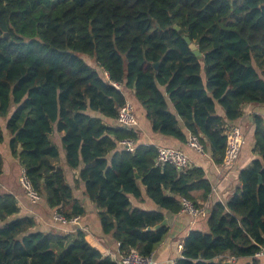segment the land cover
<instances>
[{"label": "trees", "instance_id": "1", "mask_svg": "<svg viewBox=\"0 0 264 264\" xmlns=\"http://www.w3.org/2000/svg\"><path fill=\"white\" fill-rule=\"evenodd\" d=\"M127 96L153 132L183 144L196 135L222 165L227 126L244 105H264V0H0V143L7 132L12 156L50 209L82 216L56 166L61 134L67 164L83 165L85 195L120 257L132 249L151 257L169 226L163 212L134 208L141 186L172 214L182 198L203 209L212 186L200 167L156 166V147L120 149L123 139L137 141L134 129L117 125ZM254 125L260 158L241 171L237 193L213 206L206 229L190 231L176 264H229L228 256L263 264L264 120L254 116ZM3 167L0 155V177ZM19 213L0 187V264H118L84 231L42 232Z\"/></svg>", "mask_w": 264, "mask_h": 264}, {"label": "crops", "instance_id": "2", "mask_svg": "<svg viewBox=\"0 0 264 264\" xmlns=\"http://www.w3.org/2000/svg\"><path fill=\"white\" fill-rule=\"evenodd\" d=\"M134 102V98H129ZM172 111H174L171 105ZM217 114L225 117V112L220 105H217ZM254 116H260L264 120V105H244L242 109V117L237 122L242 126L244 133V146L237 163L228 170H222L221 165H217L209 151L200 154L190 149L187 144H183L178 140L163 136L153 132L150 121L146 118V113L142 109L138 111V126L134 129L137 135V147H161L177 148L184 151L191 160L192 167H200L203 169L207 180L212 186V193L198 217L193 218L190 215L178 213L172 214L164 210H160L146 195V190L141 186L143 196L135 199L131 198V202L135 209L147 211H161L165 214L166 222L169 226V233L164 242L156 249L152 255L156 264H176L182 258L185 239L192 230L206 229L208 223V214L214 205L218 203L226 204L240 188V173L249 168L253 161L260 158L255 152L256 146V129L254 125ZM105 124L116 126V121L109 119L103 120ZM118 125V124H117ZM188 136H191L188 134ZM10 136L5 133L4 143H0V155L4 160L3 174L0 177V187L2 190L13 194L20 208V217L31 216L36 220V229L42 232H50L58 230L64 233H70L77 229L82 230L87 235L88 242L103 252L104 256L111 257L115 261L120 260L119 243L112 235H106L103 232L101 220L99 217L100 210L85 195V183L80 181L79 175L83 168L72 169L68 166L65 152L62 145V135L55 133L54 142L59 147L60 159L56 163L57 167H61L66 175V179L73 190L74 203L80 205L85 214L81 216L78 225L64 226L55 223L52 220V210L48 207L46 201L42 198L39 204L33 205L29 202L24 190L20 185V174L22 166L16 158H14L9 149ZM70 213L71 208H67ZM247 260H239L235 264H246ZM264 264V260H263Z\"/></svg>", "mask_w": 264, "mask_h": 264}, {"label": "built area", "instance_id": "3", "mask_svg": "<svg viewBox=\"0 0 264 264\" xmlns=\"http://www.w3.org/2000/svg\"><path fill=\"white\" fill-rule=\"evenodd\" d=\"M114 86L118 90L122 89L120 85L115 84ZM117 124L120 128L128 131L135 129L138 126L136 108L133 101L129 98H127L125 104L118 112ZM225 135L227 142L221 165L222 170H228L237 163L245 142L242 126L238 123L228 125ZM118 146L122 151L127 153H135L137 150L136 141L129 138L119 141ZM187 146L200 154H204V146L200 137L196 135L190 136ZM166 165L173 166L180 172L189 170L192 167L191 160L184 151L177 148L161 147L158 149L156 166L163 167ZM19 181L29 202L33 205L39 204L42 200L41 194L35 189L24 168H22ZM181 213L196 218L200 215L201 211L196 208L191 200L182 198ZM52 220L60 225L73 226L79 224L81 216L67 218L64 214L56 210L52 213ZM256 257L264 258V248L261 249ZM227 259L229 264H235L237 262V258L235 256H228ZM118 264H156V262L153 260L152 256L143 257L138 250L132 249L127 255L120 258Z\"/></svg>", "mask_w": 264, "mask_h": 264}, {"label": "water", "instance_id": "4", "mask_svg": "<svg viewBox=\"0 0 264 264\" xmlns=\"http://www.w3.org/2000/svg\"><path fill=\"white\" fill-rule=\"evenodd\" d=\"M4 37H8V34H5ZM186 41L191 44V49L195 52V54L199 57H201V53L199 52L198 48L191 43V40L189 38H186ZM262 183V179L260 178V184ZM166 220L163 222V225H166Z\"/></svg>", "mask_w": 264, "mask_h": 264}, {"label": "rangeland", "instance_id": "5", "mask_svg": "<svg viewBox=\"0 0 264 264\" xmlns=\"http://www.w3.org/2000/svg\"><path fill=\"white\" fill-rule=\"evenodd\" d=\"M128 97V96H127ZM128 98H130V97H128ZM235 195V194H234Z\"/></svg>", "mask_w": 264, "mask_h": 264}]
</instances>
